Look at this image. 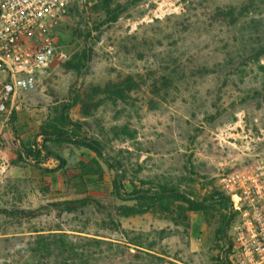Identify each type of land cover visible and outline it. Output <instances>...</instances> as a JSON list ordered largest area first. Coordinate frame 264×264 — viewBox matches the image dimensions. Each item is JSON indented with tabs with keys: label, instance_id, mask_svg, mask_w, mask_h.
Returning <instances> with one entry per match:
<instances>
[{
	"label": "rangeland",
	"instance_id": "1",
	"mask_svg": "<svg viewBox=\"0 0 264 264\" xmlns=\"http://www.w3.org/2000/svg\"><path fill=\"white\" fill-rule=\"evenodd\" d=\"M99 4L72 5L53 35L56 61L38 75L35 90L16 98L0 139L12 137V126L35 140L54 110L71 99L99 104L81 122L80 136L103 145V159L96 160L105 177L85 178L81 190L61 176L31 182L0 174V264H19L37 234L54 233L126 244L124 255L105 250L89 264H224L219 257L227 241L221 237L204 259L197 257L184 203L123 218L117 209L137 201L111 191L112 181L116 170L126 194L165 185L201 200L217 191V175L231 160H242L259 129L264 134V53L258 56L264 50V0H113L123 6L114 23H106ZM83 52L89 60L78 73L65 69ZM125 79L134 85L126 102L111 104L102 94L90 98L91 90ZM68 113L80 118V103ZM57 149L70 164L76 161L73 146ZM37 186L58 191L39 203L27 196ZM218 223H206L207 229L214 232Z\"/></svg>",
	"mask_w": 264,
	"mask_h": 264
},
{
	"label": "built area",
	"instance_id": "2",
	"mask_svg": "<svg viewBox=\"0 0 264 264\" xmlns=\"http://www.w3.org/2000/svg\"><path fill=\"white\" fill-rule=\"evenodd\" d=\"M80 2L0 0V113L4 122L11 102L35 90L38 75L52 68L56 61L53 35L72 5ZM257 133L246 142L242 160H231L215 180L233 216L230 244L219 257L224 264H264V134L262 129Z\"/></svg>",
	"mask_w": 264,
	"mask_h": 264
},
{
	"label": "trees",
	"instance_id": "3",
	"mask_svg": "<svg viewBox=\"0 0 264 264\" xmlns=\"http://www.w3.org/2000/svg\"><path fill=\"white\" fill-rule=\"evenodd\" d=\"M100 8L105 13L106 23H114L120 13V10L123 9L121 5H113V0H99ZM132 1V0H131ZM140 1V0H135ZM226 15L232 17L230 12H227ZM264 50L258 55H262ZM89 60V54L82 53L81 55L74 57L64 64L65 69L70 71L79 72L82 63ZM134 88L133 83L130 79H125L120 83H109L104 86L102 89L91 90L90 98L97 94H102L105 101L115 104L117 102H126L128 99V93ZM89 97H87L88 99ZM80 103V115L84 118L90 116V111L96 109L97 105L87 104L82 101L79 102V99H71L67 104H63L60 109L54 110L55 116L52 120L39 128V132L36 135L37 142H35V150H33L29 145H25L20 141L19 133L20 129L13 128V139L17 145L20 146L21 153L19 154V159L24 161V158L27 160L38 161L37 159L41 156L42 153L44 157L52 156L46 147V143L55 142V143H69L76 147H81L91 151L95 160H91L88 163H78V166L72 170L70 174L66 176L67 183L71 184L72 181L77 182L79 189L85 187L84 180L86 177L95 176L98 180H101L102 171L99 168V162L96 159H103L102 155L104 153L103 145L97 140H89L80 136V132L84 126V123L81 122H72L68 117L69 110ZM99 103V102H98ZM8 108V105L6 106ZM13 115L11 112L8 116ZM4 116L3 113H0V118ZM125 127L120 129L121 132L125 133ZM120 132V133H121ZM115 136V131H114ZM19 141V142H18ZM61 162L60 168L64 167L65 162L58 158ZM107 163V162H105ZM123 178L119 177L117 171L115 170V177L112 181V191L114 193H122V196L130 199L132 201L136 200V206H121L117 209V213L120 217L128 218L133 216H140L142 214L148 213L150 210L157 207L164 208L166 210L176 201H181L186 206L184 212L187 213H200L205 217V221L208 222H219L218 229H215L214 234V243L217 239L227 241L229 243V237L227 236L229 232L230 221L232 215L229 213L228 202L229 200L218 190L205 196L201 200L192 199L189 200L185 196L179 195L176 190L171 189L165 185L161 186L158 191L150 193V190L142 191L132 189L130 193L125 192V186L123 185ZM120 190V192H119ZM82 193H85L83 191ZM87 201V200H86ZM83 202V201H82ZM68 205L66 207L67 211H72V203H65ZM74 204H77L74 203ZM164 210V209H161ZM217 213L215 216L213 213ZM227 213V214H225ZM29 214V212H28ZM229 214V215H228ZM31 215V214H30ZM184 221L186 218L183 217ZM208 225H211L209 223ZM126 248V244H118L107 242L97 239H89L84 237L75 238L70 240L66 234H37L33 241L27 244V248L21 251V254L18 256L19 264H89L90 258H95V256H100L105 250L110 253L122 254L121 250ZM150 257V254H144ZM218 255L214 257V260H218ZM97 260V259H96ZM96 260H94L96 262Z\"/></svg>",
	"mask_w": 264,
	"mask_h": 264
},
{
	"label": "crops",
	"instance_id": "4",
	"mask_svg": "<svg viewBox=\"0 0 264 264\" xmlns=\"http://www.w3.org/2000/svg\"><path fill=\"white\" fill-rule=\"evenodd\" d=\"M22 95V94H21ZM19 95V96H21ZM16 100V99H15ZM15 100L11 102L14 104ZM12 110V109H11ZM79 111V110H78ZM80 115V114H79ZM68 117L72 122H85L87 118H84L80 115V118L77 120H72L68 113ZM4 120L0 121V132L3 130ZM10 134L11 138L5 137L3 140L0 139V174L14 179H25L27 181H37L41 180L42 176H61L66 178L68 174L72 172L78 166V163H88L93 158H95L94 154L88 149H84L81 147H76L69 143H55L50 142L46 143V147L52 156L44 157L45 153H42L41 156L37 159L38 161L35 163L34 161L27 160L24 158V161L19 159L20 146L17 145L19 143H15L13 139V133L10 126ZM28 132L20 131L19 138L22 143L25 145H29L33 150H35V142H37L38 137L34 139L27 138ZM4 136V134H3ZM63 144L71 145L77 151V158L73 164H70L67 158H63L59 152L58 147ZM87 156L89 160H84V157ZM60 158L65 162L64 167L60 168L61 162L58 160ZM83 158V159H82ZM89 177V176H88ZM86 177V178H88ZM91 177V176H90ZM89 177V178H90ZM95 177V176H92ZM105 174L102 172L101 178H104ZM53 191H58V188H48L47 186L43 187H34L33 190L27 192V196H31L30 200L41 202H47L49 194ZM112 191V189H111ZM84 194V193H81ZM85 194H87L85 192ZM89 194V191H88ZM189 219V232L188 237L193 249L200 250L201 254L197 255L200 259H204L206 256L205 251L210 248V246L214 243V234L210 230L207 229L206 221L204 220V216L200 213H188ZM214 263L213 261L209 264Z\"/></svg>",
	"mask_w": 264,
	"mask_h": 264
}]
</instances>
